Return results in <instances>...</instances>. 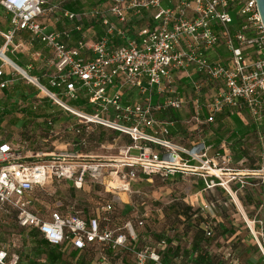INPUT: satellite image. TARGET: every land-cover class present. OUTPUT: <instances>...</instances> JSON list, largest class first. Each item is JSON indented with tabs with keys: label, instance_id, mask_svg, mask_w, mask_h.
<instances>
[{
	"label": "built area",
	"instance_id": "1",
	"mask_svg": "<svg viewBox=\"0 0 264 264\" xmlns=\"http://www.w3.org/2000/svg\"><path fill=\"white\" fill-rule=\"evenodd\" d=\"M165 1L170 0H105L88 12L77 13L61 5L48 6V0H0V7L10 15L9 29L0 30V54L6 57V48L20 32L52 54V71L45 82L22 69L24 74L18 72L2 58L0 77L7 65L10 75H19L42 98L75 118L76 125L66 130L77 138L76 146L81 149L26 156L22 145L0 142V234L6 218L12 216L19 228L36 230L63 256L93 254L89 264H128L127 258L130 264H180L162 261L165 240L137 244L150 215L134 206L133 196L138 200L142 193L132 189L139 175L180 173L202 179L203 190L188 196L187 203L206 215L200 224L206 237H211L219 208L202 197L204 192L221 188L236 201L238 190L253 184L264 186V29L256 1L175 0L171 5ZM55 11L70 27L48 31L43 20ZM145 13L150 22L130 34V21ZM95 25L100 26L102 36L86 37ZM73 33L80 37L70 45ZM115 39L122 43L115 45ZM220 48L222 58L211 61L210 54ZM183 80L192 94L181 91ZM9 83L1 82L0 89ZM130 94L135 98L130 100ZM78 100L90 111L69 105ZM187 108L189 116L181 120L187 127L190 123L210 127L224 112L253 126L259 144L258 166L230 167L229 144L209 145L204 141L207 134L188 147L175 143L170 133L174 123L166 113L179 114ZM46 123L51 126L52 120ZM95 125L128 137L130 144L118 158L107 161L84 151ZM54 135L51 128L48 137ZM61 181L82 191L87 183H98L111 198L97 202L88 212L78 209L74 201L60 200L46 214L35 210V195L45 192L47 184ZM122 205L131 209L130 218L114 224L116 207ZM262 208L246 224L264 256ZM0 264H20V257L1 247Z\"/></svg>",
	"mask_w": 264,
	"mask_h": 264
},
{
	"label": "crops",
	"instance_id": "2",
	"mask_svg": "<svg viewBox=\"0 0 264 264\" xmlns=\"http://www.w3.org/2000/svg\"><path fill=\"white\" fill-rule=\"evenodd\" d=\"M60 3V0H48V6H57L60 5ZM9 17V13L0 7V30L3 32H6L9 29ZM43 21L47 24L48 31L61 30L65 22L59 11H55L48 15ZM75 42L76 41L72 37L70 45H74ZM2 47L3 40L0 37V48ZM4 53L7 59L13 64L26 71L30 76L39 78L40 80L41 78L47 80V76L52 71V67L50 66L52 59L51 52L40 42L30 41V37L26 32L16 34L12 43L6 48ZM3 68L4 75L0 77V83L5 80H8L10 83L7 88L0 89V142H14V140L20 136V139H22V149H24L26 156H32L38 152L50 153L53 150L79 152L81 149L76 146L77 138L66 130L69 127L76 125V119L67 115L60 108L52 104L50 100L42 98L41 96H34L37 98L41 97L40 100L34 104L21 102L19 96L29 90L28 86L20 82V79H22L21 77L16 78L17 76L15 74L10 75L11 70L7 65H4ZM184 83H187L186 80L182 81V84ZM20 91H22L21 94L19 93ZM80 101L82 102L81 105H76L74 102H70L69 105L85 111H90L84 101ZM20 104L22 105L18 108L17 106ZM37 105L39 106L37 107ZM32 112H37L40 117L34 118L31 115ZM177 115L180 117V120L183 119L181 113ZM48 119L52 120L51 126H48L46 123ZM224 123L230 127L229 129L231 132L234 131L235 125L232 121L224 120ZM179 124H182L181 121ZM174 125L175 124L170 127L171 134ZM51 128L56 135L49 138L48 132ZM91 129L92 133L89 137V146L84 151L88 152V154L102 157L103 160L110 161L112 158L115 159V157H118V155H112L113 149H118L119 152L122 151L123 149L121 148L126 147V145L123 144H126L129 140L128 137L121 135L118 132L100 126L95 125L92 126ZM236 137L238 136L236 135ZM92 141L98 142L100 148H98L97 151L91 148ZM101 150L106 151L101 152ZM151 179L152 178H148L147 176L139 175L137 181L132 183V189L140 190V182L151 183ZM176 179L178 180L177 177L170 176L167 180L173 182ZM198 183L203 184L202 179L196 182L195 185ZM89 184L90 183H87V185L84 186V191H89ZM66 185L72 187L71 182ZM202 187L199 189L196 186L197 192L200 190L202 191ZM249 187H251V185ZM185 190L189 191L187 189ZM248 190L246 191L248 192ZM214 191L217 196L226 200V193L221 188H216ZM205 193L207 196V192H204L202 196L204 199H206ZM252 197L253 193L251 195L247 193L246 197H243L240 200L236 198L237 200L235 201L229 198L222 203L223 205H226L227 203L234 205L235 211H238L236 202L239 205L241 203L240 207H243L244 205L247 208H253L254 202ZM121 198L123 199V197ZM218 198L219 197L213 198L216 200V203L219 201ZM73 201H75V199H73ZM240 215L244 220L246 219L244 212ZM194 216H196V214L193 215V218ZM235 216L236 214L232 217L234 218ZM180 219H182V217ZM192 222L193 221L191 220H187L181 225L176 226L177 229L174 227L170 230L160 231L157 227L159 223L155 224L153 220H150L149 223L146 224L147 230L139 231L137 244L141 247L148 244H154L162 238L166 239L168 243H171L172 247L169 250V253L165 255L164 261L176 260L179 255L184 256L185 262L189 260L191 261V257L198 253L201 255L205 264H264V256L254 245L255 243L250 234L244 237V235L241 236L240 230L225 231L224 229H220L222 221L216 217L215 228L211 230L212 237H207L209 238L207 239L206 236H202L201 241V234L197 233L199 226L197 228L192 226ZM17 228L20 229L18 226ZM206 239L208 242L204 243V240ZM1 247H5V244L0 243V248Z\"/></svg>",
	"mask_w": 264,
	"mask_h": 264
},
{
	"label": "rangeland",
	"instance_id": "3",
	"mask_svg": "<svg viewBox=\"0 0 264 264\" xmlns=\"http://www.w3.org/2000/svg\"><path fill=\"white\" fill-rule=\"evenodd\" d=\"M60 5L63 8H66V5L70 2L69 0H60ZM175 0H170L169 2L165 1V4H172ZM78 4L79 12H88L91 8L96 7L95 3L96 0H78L76 2ZM150 16L145 13L141 18H134L130 21V34H132L134 31L138 30L139 28H142L146 26L150 21ZM87 22V21H86ZM65 26L66 22H64ZM70 27V26H68ZM86 37H93L92 32L87 33ZM224 55V50L222 48L215 50L210 54L211 61H215L216 59L222 58ZM16 78H19V75H16ZM22 78V77H21ZM22 84L28 86L29 90L25 91L23 95L19 96V100L24 103H30L34 104L37 103L40 99L34 96H43L39 93V91L29 82H27L25 79H20ZM42 81L45 82L44 79L41 78ZM41 81V82H42ZM181 91L184 92L186 95L192 94L190 87L184 83L181 85ZM214 92H211V94ZM210 94V92H208ZM29 97V98H28ZM28 98V99H27ZM45 98V97H43ZM130 100L134 99V94H130L129 96ZM27 101H26V100ZM47 99V98H46ZM70 103V102H69ZM22 104L17 106L18 108L21 107ZM21 110V108H20ZM68 115V114H67ZM182 118L187 119L189 116L188 114V108L187 111L184 110L181 112ZM221 128V129H219ZM230 127L224 123L223 118L220 116H217L214 123L209 127L205 126H195L194 124L190 123L188 127L184 124L179 125V128H176L175 132L171 134V137L173 141L177 144L184 145V146H190V143L192 141H196L198 138L203 137V135H206V138L204 141L207 143L208 140H212L214 137V134L221 135L223 140L227 139L226 137L230 136L231 130ZM209 129V130H207ZM173 135V136H172ZM208 139V140H207ZM242 139V138H241ZM22 139L19 138L14 140V143H17L19 145L21 144ZM128 140L126 144L123 145H129ZM210 143H213L211 141ZM236 148H242L244 149L248 157L246 160L235 162L234 158L232 157V164H230V167L232 168H238V169H248V168H256L258 166V158H259V144L258 140L256 139V135L253 132H250L242 141L236 140L233 141ZM123 147V146H122ZM91 148L95 151L100 148L98 145V142L92 141ZM120 149V148H119ZM123 149V148H121ZM120 149V150H121ZM24 152V149L22 150ZM106 150H101V152ZM100 152V153H101ZM112 155H119L118 149H113ZM118 158V157H115ZM180 175L181 174H177ZM170 177V176H168ZM168 177H161V176H153L151 177L152 182H140V192H142L138 196V200H136L137 196H133V201H135L134 206L138 205L137 210L141 213L144 210H147L149 212V218L146 221V224L149 223L150 220H153L155 224L159 225L158 230L165 231L170 230L171 228H176V226H179L182 224L181 221L178 220L176 216L175 208H185L188 205V196L194 195L197 190L195 183L198 182L200 179L195 176L190 175H182V177L178 178V180L168 181ZM176 177V176H174ZM69 183L67 181H61V182H52V184H47L46 191L41 193V195L36 198V201L34 202V209L39 211L41 214H46V211L48 208H50L51 203L55 200H60L63 202H70L75 199L76 207L78 209H81L82 206H85L88 210L92 211L96 206V202H101L102 200H108L111 198L110 195L104 192V189L102 185L98 183H92L89 184V191H82V190H75L74 188L67 186L66 184ZM185 189L189 190L186 191ZM249 189V190H248ZM215 189L208 191L206 199L211 200L216 203V200L213 198L219 197L218 202L216 203L217 207L219 208V214L217 217L222 221L221 228L225 231L229 230H240L241 236L244 235L246 237L249 234L248 226L246 224V220L252 221L253 217L255 215V210L262 205V210L260 211V217L262 219L263 225H264V186L253 184L251 187L247 186L246 188L242 190L237 191V199H242L243 197H246V194L249 193L250 195L253 193V208H247L244 206L241 209L240 205L236 202L238 211L240 214H243V212L246 215V219L244 220L243 217L239 214L238 211H235L234 205H231L227 203L226 205H223L222 202L227 201L230 197L226 193V200H223L220 198V196H217V194L214 191ZM248 190V192L246 191ZM214 194V195H212ZM124 199V196H121ZM196 197H192V201L195 200ZM84 200V201H82ZM196 205V204H195ZM122 209H118V206L116 207V215L121 217V219H129L131 215V209L125 205H122ZM174 209V210H173ZM195 213L199 215V217L202 220V217L207 218L206 215L202 214L199 209L194 208ZM138 212V213H139ZM121 214V215H120ZM236 216L233 218L232 216ZM153 217V219H152ZM125 221V220H124ZM123 222V220H121ZM2 233L0 234V243L5 244V249L9 252H15L20 257V264H48L47 260L44 256L38 255L34 249L32 248V243L25 237L28 233L22 232L20 229L17 228L15 224L14 217H7L6 218V224L2 227ZM255 228L257 229V225H255ZM218 229V228H217ZM144 230H147V226ZM143 231V230H142ZM20 236V238H19ZM26 238V239H25ZM22 240V241H21ZM255 245V244H254ZM256 246V245H255ZM257 247V246H256ZM64 259L66 261L72 262L73 260H70L69 255H65ZM44 260V262H43ZM126 262L130 264L131 259L127 258Z\"/></svg>",
	"mask_w": 264,
	"mask_h": 264
},
{
	"label": "trees",
	"instance_id": "4",
	"mask_svg": "<svg viewBox=\"0 0 264 264\" xmlns=\"http://www.w3.org/2000/svg\"><path fill=\"white\" fill-rule=\"evenodd\" d=\"M92 1V0H91ZM103 1L105 0H96V5L95 6H98L99 4H101ZM77 2V1H76ZM76 2H69L67 5H66V8L69 10V11H72V12H78L79 10V7H78V4ZM85 25V24H84ZM65 25H63L64 27ZM102 30L100 28V26L98 25H95L93 27V31H92V34L94 37H101L102 36ZM72 37L73 39L76 41L77 39H79L80 35L78 33H73L72 34ZM122 42H119L117 39L114 40V44L115 45H119L121 44ZM42 81V80H41ZM44 82V81H43ZM20 94L22 93V91L19 92ZM76 105H81L82 102L80 100L74 102ZM39 105H37L38 107ZM36 107V108H37ZM177 112H174V111H168L166 113V117L169 121L173 122L175 125H174V129H172V133L175 132L176 128H179V125L181 126L180 123V117L176 114ZM31 115L34 117V118H39V114L37 112H32ZM224 120H230L233 122V124L235 125V129L234 131L230 132V136L226 137L227 139L223 140L224 138L221 137V135H217V134H214V137L212 138V140H208L207 141V144L209 145H213V146H218L222 141L226 142L227 144H229V147L231 149V152H232V156L234 158V161L235 162H239V161H243V160H246V158L248 157V154L247 152L242 149V148H236L235 147V144L233 143V141H236V140H239L242 141V139H244L250 132H253L254 133V127L253 126H250V125H245L241 119L235 115V114H229L227 112H224L220 115H218ZM204 117V115L202 116ZM221 129V128H219ZM236 135L238 137H236ZM242 138V139H241ZM211 141H213V143H210ZM11 142V141H10ZM248 169H253V168H248ZM176 176V175H175ZM177 178H180L181 176L180 175H177L176 176ZM168 179V178H167ZM177 181V179H176ZM92 184V183H91ZM203 186V184L201 183H198L197 184V188L201 189V187ZM203 189V187H202ZM216 189V188H215ZM233 189L235 190L236 187L233 186ZM41 195V194H36L35 195V201H36V198H38V196ZM239 199V198H238ZM240 200V199H239ZM34 201V202H35ZM54 202V201H53ZM52 204V203H51ZM97 204V202H96ZM124 207L120 206L118 207V209H122ZM82 210H85L86 212H88L87 208L85 206H82L81 208ZM174 210V209H173ZM175 211H176V216L178 218L179 221H181L182 223L184 221H187V220H191L193 221L191 223L192 226L194 227H198V231L197 233H200L201 234V241H202V236H205V232L203 230V228L201 227V223L202 221L204 220L202 218L199 217V215L197 213H195V210L190 208L189 206L185 207V208H182V209H179V208H175ZM194 218H193V215H195ZM121 215V214H120ZM182 217V219H180ZM121 220H126V219H119V217L117 216V218L113 221L114 224H122ZM20 230L22 232H25V233H28L27 235H25V237L27 239H29V241L32 243V248L31 249H34L35 252L38 254V255H42L45 257V259L47 260L48 264H89V262L93 259V254H90V253H87V252H84V253H77V252H71L69 254V257H70V260H73L72 262H69V261H66L64 259V256L62 254V252L60 251L59 248L55 247V246H51L50 244H48L45 240H43L37 231H25L23 229L20 228ZM211 237H212V234H211ZM25 238V239H26ZM207 238V237H206ZM209 239V238H207ZM204 240V243H207L208 240ZM160 240H165L164 238L160 239ZM158 240V241H160ZM167 243V248L161 252V258H162V261L163 262H169V261H164L165 259V255L169 253V250L171 249V243ZM193 249V248H192ZM191 261H186L185 262V258L184 256L182 255H179L177 258H176V261H178L180 264H205L203 262V259L201 258V255L196 253V255H193L191 257Z\"/></svg>",
	"mask_w": 264,
	"mask_h": 264
},
{
	"label": "water",
	"instance_id": "5",
	"mask_svg": "<svg viewBox=\"0 0 264 264\" xmlns=\"http://www.w3.org/2000/svg\"><path fill=\"white\" fill-rule=\"evenodd\" d=\"M256 1V5H257V10L259 12L260 18H261V22H262V26L264 29V0H255ZM6 58V57H5ZM7 59V58H6ZM8 61H10L9 59H7ZM11 62V61H10ZM12 63V62H11ZM13 64V63H12ZM14 66L18 69H20L19 67H17L15 64ZM21 70V69H20Z\"/></svg>",
	"mask_w": 264,
	"mask_h": 264
},
{
	"label": "bare ground",
	"instance_id": "6",
	"mask_svg": "<svg viewBox=\"0 0 264 264\" xmlns=\"http://www.w3.org/2000/svg\"><path fill=\"white\" fill-rule=\"evenodd\" d=\"M0 58H2L4 61H6L8 64H10V65H11L13 68H15L18 72L24 74L20 69L16 68V67L14 66V64H12L10 61H8L7 59H5L3 55L0 54Z\"/></svg>",
	"mask_w": 264,
	"mask_h": 264
}]
</instances>
